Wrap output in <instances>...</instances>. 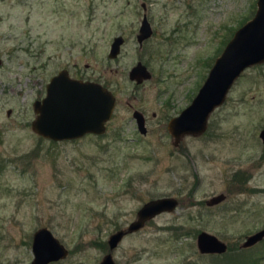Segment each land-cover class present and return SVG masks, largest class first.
<instances>
[{
    "label": "rangeland",
    "instance_id": "1",
    "mask_svg": "<svg viewBox=\"0 0 264 264\" xmlns=\"http://www.w3.org/2000/svg\"><path fill=\"white\" fill-rule=\"evenodd\" d=\"M256 1L0 0V264H31L40 227L69 252L50 264H99L108 246L98 243L166 196L176 210L125 236L112 252L117 264H227L201 254L197 234L240 247L264 227V63L242 73L202 135L174 146L167 130ZM144 14L153 33L140 45ZM116 36L124 43L109 58ZM139 61L152 76L136 83L128 74ZM64 69L114 94L103 135L51 142L31 129L33 102ZM220 193L226 200L205 205ZM250 250L264 255V240Z\"/></svg>",
    "mask_w": 264,
    "mask_h": 264
},
{
    "label": "water",
    "instance_id": "2",
    "mask_svg": "<svg viewBox=\"0 0 264 264\" xmlns=\"http://www.w3.org/2000/svg\"><path fill=\"white\" fill-rule=\"evenodd\" d=\"M153 33L152 27L143 15L136 39L142 42ZM124 43L122 36H116L109 49L108 57L115 58ZM264 63V0L256 1L254 15L233 33L215 58L209 72L196 95L178 115L172 117L167 130L177 146L186 135L200 136L208 127L209 115L221 106L234 83L242 73L254 65ZM129 78L136 83L151 78V73L142 62L129 70ZM116 99L111 90L103 84L70 77L67 70L53 75L45 88V95L33 102L35 117L31 129L39 136L52 141L75 140L87 134L102 135L111 118ZM133 117L140 133H146L145 119L139 111ZM264 143V128L259 133ZM225 199L223 193L205 201L207 206L217 205ZM179 205L175 197L166 196L146 201L137 210L135 220L125 228L111 233L107 239L108 252L99 264H117L113 250L122 239L142 229L147 222L164 212H173ZM264 238V227L245 237L240 247H251ZM196 246L201 254H223L228 245L215 234L200 231ZM31 264H50L64 259L68 249L47 227L36 229L32 236Z\"/></svg>",
    "mask_w": 264,
    "mask_h": 264
},
{
    "label": "trees",
    "instance_id": "3",
    "mask_svg": "<svg viewBox=\"0 0 264 264\" xmlns=\"http://www.w3.org/2000/svg\"><path fill=\"white\" fill-rule=\"evenodd\" d=\"M52 142V141H51ZM55 144V142H54ZM264 240V239H263ZM107 243L105 242H100L98 243V246H100L101 248H104L106 246ZM255 246V245H254ZM253 247V246H252ZM251 247V248H252ZM251 248L248 249H244V248H240V247H229L228 251H233L234 253L232 255L224 253L221 255H216L215 259H225V262L227 264L232 263V264H259V262L263 259L264 255L261 253H254L251 254ZM184 264H199L197 262H188V263H184Z\"/></svg>",
    "mask_w": 264,
    "mask_h": 264
},
{
    "label": "flooded vegetation",
    "instance_id": "4",
    "mask_svg": "<svg viewBox=\"0 0 264 264\" xmlns=\"http://www.w3.org/2000/svg\"><path fill=\"white\" fill-rule=\"evenodd\" d=\"M137 34H138V33H137ZM136 36H137V35H136ZM134 111H138V110H136V109L133 110V112H132V117H133V113H134ZM140 113H141V112H140ZM141 114H142V116L144 117V114H143V113H141ZM133 118H134V117H133ZM144 119H145V117H144ZM134 120H135V119H134ZM135 123H136V120H135ZM145 123H146V119H145ZM145 126H146V125H145ZM146 130H147V129H146ZM259 138H260V137H259ZM260 140H261V138H260ZM261 142H262V140H261ZM179 144H180V143H179ZM179 144H178V145H179ZM262 144L264 145L263 142H262ZM178 145H177V146H178ZM235 177H239V176L235 175ZM239 178H240V177H239ZM240 179H241V178H240ZM243 179H244V177H243ZM224 196H225V199H224V200H226V195L224 194ZM224 200H223V201H224ZM223 201H221L220 203H222ZM220 203H218V204H220ZM218 204H217V205H218ZM213 206H215V205H213ZM213 206H208V207H213Z\"/></svg>",
    "mask_w": 264,
    "mask_h": 264
}]
</instances>
